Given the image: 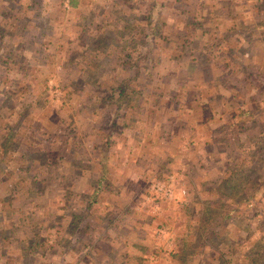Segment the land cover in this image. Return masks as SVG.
<instances>
[{
  "label": "rangeland",
  "instance_id": "obj_1",
  "mask_svg": "<svg viewBox=\"0 0 264 264\" xmlns=\"http://www.w3.org/2000/svg\"><path fill=\"white\" fill-rule=\"evenodd\" d=\"M69 1L0 0V264H264V0Z\"/></svg>",
  "mask_w": 264,
  "mask_h": 264
},
{
  "label": "trees",
  "instance_id": "obj_2",
  "mask_svg": "<svg viewBox=\"0 0 264 264\" xmlns=\"http://www.w3.org/2000/svg\"><path fill=\"white\" fill-rule=\"evenodd\" d=\"M69 6L76 7L77 6V0H70L69 1ZM256 177L257 176H254L252 178H249V175L246 172L243 173V174H241V179H245L246 182L250 183L249 184L250 187L251 186L252 187L255 186L256 187V190H257V189H259L260 183H258V180H257ZM228 183H229L230 191H233V192L236 191V192H238V188L240 187V185L238 183L233 184L232 182H230V180H229ZM225 193H227V192H225ZM211 204H215L218 207V201L211 200V203L209 205H211ZM222 206L225 208L224 211H223V209H221L220 212H219L217 208L215 210L213 209L214 212H218V214L216 215V217H214L212 219V223L210 224V226H211V232L208 231L209 233H206V234H213V232L215 231V230L213 231V229H215L216 225H218L220 223V219H223L222 221H224L226 218H228L230 216V213H231L230 210H231V208L228 207V206H225V203L224 202H221L220 207H222ZM203 213H205V212H203ZM218 217H220L219 221L217 220ZM206 218H208V216H206V215H203L201 217V221H200V224L201 225H204L208 221V219H206ZM202 231H205V229L203 228V229H200L199 230V228H198V230L196 232H198V234L200 236L202 234L201 233ZM178 255L181 256L180 254H178Z\"/></svg>",
  "mask_w": 264,
  "mask_h": 264
}]
</instances>
